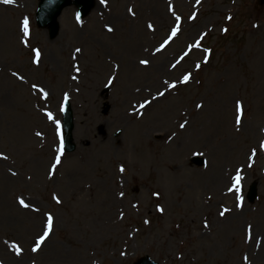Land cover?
Instances as JSON below:
<instances>
[{
    "label": "rangeland",
    "instance_id": "rangeland-1",
    "mask_svg": "<svg viewBox=\"0 0 264 264\" xmlns=\"http://www.w3.org/2000/svg\"><path fill=\"white\" fill-rule=\"evenodd\" d=\"M38 2L0 0V264H132L144 255L264 264L262 0H93L82 19L66 7L54 38L37 25ZM177 15V36L157 52ZM65 95L70 152L61 145ZM49 214L52 231L33 252Z\"/></svg>",
    "mask_w": 264,
    "mask_h": 264
},
{
    "label": "snow or ice",
    "instance_id": "snow-or-ice-1",
    "mask_svg": "<svg viewBox=\"0 0 264 264\" xmlns=\"http://www.w3.org/2000/svg\"><path fill=\"white\" fill-rule=\"evenodd\" d=\"M198 2H199V0H198ZM3 3H5V4H12V3H14V0H3ZM100 3H101V4H106V0H100ZM129 12H132V9H129ZM180 19H181V17L177 15V16H176L177 26H176V27H173V28L171 29V35L169 36L168 39H166V40L160 45L159 48L156 49L157 52L163 50V49L169 44V42H170L174 37L177 36V34H178V32H179V23H178V22L180 21ZM148 28H149V29H153V25H152L151 23H149V24H148ZM21 30H22V32H23V34H24L25 36H27V35L29 34V21H28L27 19H24V20L22 21V24H21ZM107 31L111 32V31H113V29L109 26V27H107ZM225 31H226V29H225ZM192 47H197V48L200 47V43H199V41H197L194 45H190V46H189V50H191ZM33 51L35 52L36 62L38 63V62H39V58H40L41 53H40V51L37 50V49H34ZM76 51L79 52V51H81V50L78 48V49H76ZM205 51H208V50L206 49ZM184 55L186 56V55H188V53L186 52ZM180 59H183V57H181ZM205 62H207V59H205ZM140 63H141L142 65H147V64L149 63V61H148V60H141ZM177 63H179V61H177ZM174 66H175V65H174ZM199 67H200V65H197V68H199ZM77 71H79V69H77ZM13 75H16V73H13ZM18 78L23 79V77H18ZM189 80H190V75H185V76L183 77V81H182V82H183V83H187ZM167 86H168L169 88H174V87H175L174 84H169V85H167ZM33 87H35V85H34ZM40 91L43 93L44 97L47 98L48 93H47L46 91H44L43 89H40ZM159 95H160V96H163L164 93L161 92V93H159ZM65 99H67V95H65ZM149 103H150V102H149ZM140 107L143 108V107H145V105H144V104H141ZM197 107H202V105H199V104H198ZM240 110H241V106L238 104V105H237V111H240ZM45 115L47 116V118H48L49 120H52V121H53L54 123H56L57 125L59 124V122L55 120V118L53 117V114H52L51 112H46ZM237 123H240V118H239V117H237ZM186 124H187V122L182 123V124L179 125V127L183 129V128L186 127ZM37 135L39 136L40 133H37ZM3 158H4V159H7V157H3ZM60 163H61L60 156H56V158H55V162L51 165V168H52V169H55ZM120 171L123 172L124 169L121 168ZM12 175H16V173L13 172ZM233 179H234L233 188H235L236 191H239V186H240V183H241V181H242V179H243V177L239 174V171L237 172L236 176H235ZM233 188H230L229 191H232ZM157 195H158V194H157ZM121 196H123V193H121ZM54 199H56V202H57V203H60V202H61V201L59 200L58 197H54ZM19 204H20L22 207H24V208H29V207H30V205H29L28 203H26L23 199H20V200H19ZM238 206H239V205H238ZM34 210H38V209H34ZM158 210L161 211V212L163 211V209H158ZM228 211H229V209H224V210L221 211L219 214H220V216H224L225 213L228 212ZM145 223H148V221H145ZM52 227H53V217L51 216V214H49V215L47 216V223H46V225H45V227H44L43 234L40 235V236H39V239L35 241V246L32 248V251H33V252H36V251H38V250L40 249L41 245L45 242V240H46L47 237L49 236L50 232L52 231ZM205 227H207V224H205ZM13 247H14V249H15V253H16V255L19 256V255L21 254V251H22V250H21L20 247L17 246V245H13Z\"/></svg>",
    "mask_w": 264,
    "mask_h": 264
},
{
    "label": "water",
    "instance_id": "water-1",
    "mask_svg": "<svg viewBox=\"0 0 264 264\" xmlns=\"http://www.w3.org/2000/svg\"><path fill=\"white\" fill-rule=\"evenodd\" d=\"M93 0H41L39 4V10L37 12L38 17V24L40 26H48L50 27V35L54 37L59 31V25L57 22V18L59 14L62 12L64 7L77 4L79 6V15L86 16V14L90 11L93 6ZM64 108V133H63V143L64 148L67 151L74 150L75 143H74V136L72 135L74 129V116L72 114V107L71 104L68 102L65 103ZM194 161L198 164L203 165L204 159L195 157ZM249 198L253 201L257 197V184L253 183L249 191ZM134 264H158L156 261L151 259L149 256H144Z\"/></svg>",
    "mask_w": 264,
    "mask_h": 264
}]
</instances>
